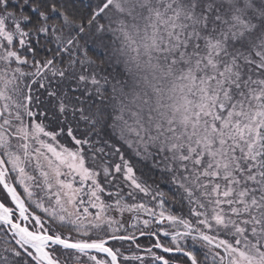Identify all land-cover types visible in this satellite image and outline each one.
I'll use <instances>...</instances> for the list:
<instances>
[{
  "label": "snow or ice",
  "instance_id": "obj_1",
  "mask_svg": "<svg viewBox=\"0 0 264 264\" xmlns=\"http://www.w3.org/2000/svg\"><path fill=\"white\" fill-rule=\"evenodd\" d=\"M0 264H264V0H0Z\"/></svg>",
  "mask_w": 264,
  "mask_h": 264
}]
</instances>
